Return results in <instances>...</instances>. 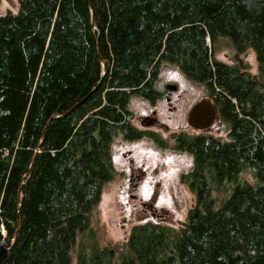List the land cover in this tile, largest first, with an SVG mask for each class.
I'll list each match as a JSON object with an SVG mask.
<instances>
[{"label":"trees","instance_id":"16d2710c","mask_svg":"<svg viewBox=\"0 0 264 264\" xmlns=\"http://www.w3.org/2000/svg\"><path fill=\"white\" fill-rule=\"evenodd\" d=\"M17 2L0 14V264H73L129 107L159 99L166 65L206 87L230 131L177 137L194 157L186 222L141 224L77 264H264V0Z\"/></svg>","mask_w":264,"mask_h":264},{"label":"rangeland","instance_id":"374dc122","mask_svg":"<svg viewBox=\"0 0 264 264\" xmlns=\"http://www.w3.org/2000/svg\"><path fill=\"white\" fill-rule=\"evenodd\" d=\"M17 7V0H0V14L8 10L16 11ZM232 52L231 48L225 49L220 53L219 59L227 64H234ZM239 58L251 74L258 75V61L252 50ZM168 84H176L177 90L170 91L166 87ZM155 89L159 92V99L149 102L135 98L129 109L133 120L156 117L159 124L155 125L154 134L159 136V140L165 141L166 145L160 147L155 139L148 138L131 143L125 142L121 136L116 138L112 161L116 170L115 179L102 191L100 202L93 212L90 228L92 232H86L78 241L73 264L78 262V252L89 253L96 242L101 248L117 247L123 250L132 229L141 224L180 227L186 222L188 212L195 206V195L188 184L183 182V175L193 170L194 157L190 152L178 148L176 141L181 133H197L188 125V113L198 101L209 97L208 90L190 80L174 65L162 68ZM168 97L171 98L170 101ZM229 131L228 124L220 118L208 132L216 137L226 138ZM129 150H132L133 157L136 158L135 166L146 168L147 173L142 175L144 180L139 188L129 183L132 163L124 157ZM91 233L94 238L90 236Z\"/></svg>","mask_w":264,"mask_h":264},{"label":"flooded vegetation","instance_id":"af4514ba","mask_svg":"<svg viewBox=\"0 0 264 264\" xmlns=\"http://www.w3.org/2000/svg\"><path fill=\"white\" fill-rule=\"evenodd\" d=\"M167 94H170V93H167ZM170 100H171V98L168 97V101H170ZM125 115H126V117H128L127 114H125ZM131 117H133L132 114H131ZM133 118L130 119V125H128L126 127L127 128V132H125L121 136V138L125 142H127V143L137 142V141H140V140H142L144 138H148L150 140H154L155 139L154 141L158 145L160 144V147H165V145H166L165 141L159 140L158 139L159 136L154 134V130L153 129H154L155 125L159 124V121H158V119L156 117H154V118H150L149 116L148 117H143L142 119H140V121H139L138 118L135 119V120H133ZM219 119H220V116H219ZM122 124H127V121L124 120V122L121 123L120 125H122ZM195 131H198V130H195ZM198 132H200V131H198ZM131 134H136V135H138V137L133 138V136H131ZM113 154L114 153H113V149H112V161H113ZM124 157L128 158L129 162L132 163L131 166H130V173H129V181L130 182L129 183L131 185H134L135 188H139L140 184L143 183V180H144V176H142V175H145L147 173L145 171L146 168L144 166H138V167L135 166L136 158L133 157L132 150H129L126 154H124ZM115 172H116V170H115ZM112 181H114V180H112ZM112 181L107 182V184L111 183Z\"/></svg>","mask_w":264,"mask_h":264},{"label":"water","instance_id":"95a60500","mask_svg":"<svg viewBox=\"0 0 264 264\" xmlns=\"http://www.w3.org/2000/svg\"><path fill=\"white\" fill-rule=\"evenodd\" d=\"M166 87L170 91L177 90L176 84H168ZM218 119L219 115L217 106L213 98L208 97L198 101L195 105L192 106L188 113L187 122L188 125L194 130L207 131L213 127Z\"/></svg>","mask_w":264,"mask_h":264}]
</instances>
